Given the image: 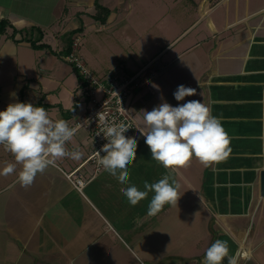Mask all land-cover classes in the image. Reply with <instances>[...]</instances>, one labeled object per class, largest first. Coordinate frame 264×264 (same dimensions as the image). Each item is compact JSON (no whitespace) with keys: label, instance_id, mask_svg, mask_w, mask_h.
<instances>
[{"label":"crops","instance_id":"obj_1","mask_svg":"<svg viewBox=\"0 0 264 264\" xmlns=\"http://www.w3.org/2000/svg\"><path fill=\"white\" fill-rule=\"evenodd\" d=\"M220 1L213 15H208L212 0L198 4L207 16L203 37L208 47L191 59L192 78L185 79L183 72L174 77L176 53L123 71L130 76L145 68V84L129 100L139 125L141 110L201 100L228 132L229 156L209 167L193 158L187 167L170 172L151 158L145 138L138 139L129 185L144 190L145 181L170 174L180 196L176 205L149 217L154 193L131 206L120 191L129 185L104 169L95 172L86 161L91 142L85 128L75 129L65 145L68 151L79 150L81 158L54 160L28 188L18 183L22 165L0 146V172L16 165L13 174L0 175V264H201L217 239L227 241L236 264H264V0ZM77 2L0 0V19L11 22L0 32V111L18 101L57 108L49 118L66 120L72 128L80 119L79 76L62 55L65 33L79 26L72 17L81 9L70 10ZM30 38L54 52L32 47ZM195 45L190 40L185 51ZM63 63L70 70L66 76L60 73ZM179 85L195 88L197 95L177 101L173 93ZM77 168L76 175L87 179L82 190L65 174ZM242 250L247 256H241Z\"/></svg>","mask_w":264,"mask_h":264},{"label":"clouds","instance_id":"obj_2","mask_svg":"<svg viewBox=\"0 0 264 264\" xmlns=\"http://www.w3.org/2000/svg\"><path fill=\"white\" fill-rule=\"evenodd\" d=\"M146 83L160 90L154 82ZM173 95L177 101H184L185 97L197 95V90L179 85ZM10 96L15 97L16 93ZM138 113V130L145 137L151 158L170 172L187 167L193 158L209 167L226 159L231 152L230 137L221 119L214 116L210 107L201 100H188L178 106L162 102L151 111ZM129 128L124 122L105 125L103 135L108 142L96 152L103 169L122 185H129V168L137 159V139L125 136ZM75 131L68 121H53L44 107L32 103L17 101L0 111V146L22 165L18 183L24 188L30 187L37 174L44 173L54 160L81 158L79 150L68 151L65 147ZM100 152L106 155L101 157ZM15 170V164H8L0 175L8 176ZM143 188L140 190L129 185L120 191L131 206L146 199L150 192L154 193L147 209L149 217L157 215L165 205H176L180 199L178 185L170 174L154 183L145 181ZM225 259L228 264H236V258L229 254L227 241L217 239L207 248L201 264H223Z\"/></svg>","mask_w":264,"mask_h":264},{"label":"rangeland","instance_id":"obj_3","mask_svg":"<svg viewBox=\"0 0 264 264\" xmlns=\"http://www.w3.org/2000/svg\"><path fill=\"white\" fill-rule=\"evenodd\" d=\"M99 1L112 9L105 24L90 16L96 11L91 6V0H79V3L70 5L71 11L81 9L72 18L79 20V25L80 19L84 20V30L78 35V51L89 68L102 73L126 66L138 67L149 61L150 64L156 60L166 61L170 54L176 53L179 55L175 66L179 71L174 72V77L178 78L183 72L185 79L192 78V71L188 69L191 59L194 60L196 54L208 47L203 37L207 33V16L203 15L202 6L198 5L200 0ZM217 1L212 0L213 7L208 15H213L216 8L222 6V1ZM190 40L196 45L185 51ZM55 59L61 63L58 58ZM63 64L60 73L66 76L70 70L68 64ZM71 82L75 84L76 80ZM46 111L57 113L58 109ZM165 248L166 245L161 246V251Z\"/></svg>","mask_w":264,"mask_h":264},{"label":"built area","instance_id":"obj_4","mask_svg":"<svg viewBox=\"0 0 264 264\" xmlns=\"http://www.w3.org/2000/svg\"><path fill=\"white\" fill-rule=\"evenodd\" d=\"M78 38L79 36L74 40L71 52L64 56L81 75L77 96L83 105L82 115L73 128L82 127L88 131L91 150L86 161L93 164L95 172H99L103 167L99 163L100 157L96 152L108 142L103 135L105 125L124 122L130 127L125 133L126 137H134L137 140L145 138L139 132L140 125L129 109V100L133 91L145 84L146 79L143 74L145 68L130 76L126 75L121 68L102 73L95 72L81 58L78 51ZM97 133L100 134L97 135ZM100 155L103 157L106 153L100 152ZM77 171L78 168L65 174L77 189L82 190L87 179L76 175ZM240 254L247 256L245 250H242Z\"/></svg>","mask_w":264,"mask_h":264},{"label":"trees","instance_id":"obj_5","mask_svg":"<svg viewBox=\"0 0 264 264\" xmlns=\"http://www.w3.org/2000/svg\"><path fill=\"white\" fill-rule=\"evenodd\" d=\"M94 7H95V12L91 14L90 16L97 21L98 23L105 24L107 20L109 19V16L112 12V9L108 7L105 4H102L99 0H94ZM80 15V13H79ZM80 25L67 33H65V39H66V44L64 46V49L62 50V55H67L71 52L72 50V44L74 40L78 37V35L83 32L84 30V23L82 19H80ZM7 26H11V22L8 19H0V32L5 31ZM32 47L35 48H48L51 52H54L49 44L46 43H37V40L34 39H28ZM65 58V57H64ZM69 62V61H68ZM70 63V62H69ZM73 68L76 70L77 75L79 76V80L81 81V75L79 71L76 69V67L70 63Z\"/></svg>","mask_w":264,"mask_h":264},{"label":"water","instance_id":"obj_6","mask_svg":"<svg viewBox=\"0 0 264 264\" xmlns=\"http://www.w3.org/2000/svg\"><path fill=\"white\" fill-rule=\"evenodd\" d=\"M260 185H261V195L264 196V169L261 171L260 177Z\"/></svg>","mask_w":264,"mask_h":264}]
</instances>
